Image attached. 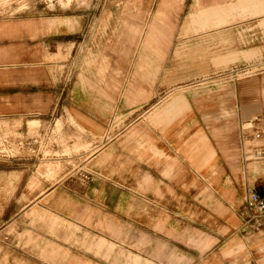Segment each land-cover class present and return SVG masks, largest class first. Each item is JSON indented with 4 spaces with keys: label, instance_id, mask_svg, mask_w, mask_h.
<instances>
[{
    "label": "rangeland",
    "instance_id": "374dc122",
    "mask_svg": "<svg viewBox=\"0 0 264 264\" xmlns=\"http://www.w3.org/2000/svg\"><path fill=\"white\" fill-rule=\"evenodd\" d=\"M159 2L0 0V108L37 106L44 94L55 104L0 110V264L260 263L263 223L249 222L261 218L244 200L250 189L264 197L257 178L264 163L241 162L237 133L243 127L264 137L249 129L264 123V52L214 66L211 59L230 50H201L194 58L213 69L186 83L176 70L164 87L166 69L189 59L174 55L189 54L173 30L184 14L177 6L157 23L170 39L163 57L150 55L161 67L152 84L133 77ZM131 81L141 93L133 105L124 100ZM186 85L184 117L148 124L149 108ZM248 102L262 113L242 116ZM132 130L138 135L128 140ZM200 133L215 159L197 171L183 152ZM262 137L247 145L264 144ZM45 164H58L53 176ZM231 216L239 221L233 228ZM238 242L245 248L236 250Z\"/></svg>",
    "mask_w": 264,
    "mask_h": 264
},
{
    "label": "crops",
    "instance_id": "0c3cea01",
    "mask_svg": "<svg viewBox=\"0 0 264 264\" xmlns=\"http://www.w3.org/2000/svg\"><path fill=\"white\" fill-rule=\"evenodd\" d=\"M181 2V3H180ZM179 7L180 13L183 14V18L179 23H175L174 31L180 32L181 40L186 41V47L189 50V54L186 51H180L176 49L174 55L176 57H181V55L187 56L189 58L184 62L182 68L175 69V67L167 68L166 73L163 76L162 83L164 87H169L175 82L176 70L180 72L179 77L183 83L189 82L191 80H196L199 78L203 71H211L213 69L211 63L206 58L205 61L199 60L197 57L201 54V50L205 49H223L227 48L230 51L223 53L221 55L214 56L211 60L214 66H225L236 60H249L256 57L259 53L264 52V0H160L158 3V9L154 18L147 25L146 31L139 32L138 28L133 29L134 35H138L140 38V53L137 57V61L134 65V70L132 73L133 77L143 76L148 79L149 84H152L155 76L160 70V65L158 60L153 59L150 55L154 54L158 58L164 56V52L161 48L166 47L169 43L170 36L165 35L162 30L158 29V21L163 16L164 10L174 9ZM167 28V27H166ZM244 41L246 43H244ZM187 50L186 48H184ZM191 57V59H190ZM203 64V65H202ZM251 77H248V79ZM203 81V80H202ZM174 82V83H173ZM249 83H252L250 80ZM248 84V83H245ZM199 85H202L201 83ZM178 86L166 93V96L151 106L148 112V124L153 126H161L172 123L176 118L182 117L189 110L190 104L183 94V91L188 87ZM141 93L134 88L132 81L127 86L124 92V100L126 104H135L138 101ZM15 96V94L13 95ZM48 96V97H47ZM13 97L12 100H16ZM53 98L51 95H42V102H39L37 106L26 103L23 105H14L11 108L2 107L0 110L2 112L6 111H32V110H42L49 111L53 108L52 103ZM55 105V104H54ZM258 106L253 102L245 103L241 106L242 116L249 118L253 113L258 112ZM259 107L258 113L261 112ZM184 117V116H183ZM35 121L31 120L30 122ZM29 122V123H30ZM252 128L249 129H260L264 131V123L261 121L254 122ZM77 127L83 130L79 124ZM243 127L238 130L237 142L240 151V160L242 163H247L245 161L246 154L248 150L251 149V145L247 143L252 142L251 135L248 134L247 130L243 131ZM244 133V135H243ZM138 135V130H132L127 138L128 140L134 139ZM168 137L165 147L168 143H173V136L171 131L166 133ZM250 138V139H249ZM142 146V144H140ZM87 144L76 143L75 148H85ZM149 148H152L150 146ZM189 165L199 171L204 169L211 161L215 159V152L208 143L206 136L200 133L197 140L194 141L188 151L183 152ZM110 156L109 152L102 155L101 161L107 160ZM166 158H171L166 155ZM260 166V165H259ZM58 164H52L46 168L44 166L45 172L48 176H53L55 171L58 169ZM170 168V166H168ZM262 171L258 175L259 184L264 188V167H259ZM245 202V200H244ZM254 217V216H253ZM254 221H253V220ZM253 223H263L264 219L251 218L249 222ZM238 220L231 216L229 220L230 228L238 225ZM256 241L257 238H254ZM253 239V240H254ZM260 242L256 243V249L262 252L261 260L259 264H264V231L260 237ZM251 242V246H252ZM245 248L243 242H238L236 244V250H242ZM135 264L138 258H134Z\"/></svg>",
    "mask_w": 264,
    "mask_h": 264
},
{
    "label": "built area",
    "instance_id": "2783aa9c",
    "mask_svg": "<svg viewBox=\"0 0 264 264\" xmlns=\"http://www.w3.org/2000/svg\"><path fill=\"white\" fill-rule=\"evenodd\" d=\"M261 134L262 133H260V131H255V133L251 135L252 140L258 142L262 137ZM245 156L247 160L254 159V161L264 163V144L252 146L250 153L246 154ZM245 205L250 211L258 213V215H256L255 217L264 219V197L260 196L254 189H250L247 191V195L245 197Z\"/></svg>",
    "mask_w": 264,
    "mask_h": 264
},
{
    "label": "bare ground",
    "instance_id": "6f19581e",
    "mask_svg": "<svg viewBox=\"0 0 264 264\" xmlns=\"http://www.w3.org/2000/svg\"><path fill=\"white\" fill-rule=\"evenodd\" d=\"M5 123V122H4ZM253 124V123H252ZM248 126H249V124H247ZM245 126V125H244ZM248 126H247V128H248ZM250 126H251V124H250ZM253 127V126H252ZM246 129V128H245ZM264 138V137H263ZM263 140V139H262Z\"/></svg>",
    "mask_w": 264,
    "mask_h": 264
}]
</instances>
